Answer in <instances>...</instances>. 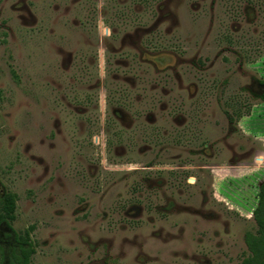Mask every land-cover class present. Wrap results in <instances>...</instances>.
<instances>
[{"label": "rangeland", "instance_id": "374dc122", "mask_svg": "<svg viewBox=\"0 0 264 264\" xmlns=\"http://www.w3.org/2000/svg\"><path fill=\"white\" fill-rule=\"evenodd\" d=\"M263 84L264 0H0V195L32 264H241Z\"/></svg>", "mask_w": 264, "mask_h": 264}, {"label": "trees", "instance_id": "16d2710c", "mask_svg": "<svg viewBox=\"0 0 264 264\" xmlns=\"http://www.w3.org/2000/svg\"><path fill=\"white\" fill-rule=\"evenodd\" d=\"M260 98L264 100V94ZM257 200L252 214L259 231L258 233L248 232L245 235V243L250 255L243 259L241 264H264V182L258 188ZM16 210L17 197L9 191H3L0 195V228L6 226L10 231L6 236L13 237L14 240L15 245L10 254L11 264H32L33 256L36 254V245L31 237L34 227L23 232L16 231L13 226ZM5 263V248L0 244V264Z\"/></svg>", "mask_w": 264, "mask_h": 264}, {"label": "flooded vegetation", "instance_id": "af4514ba", "mask_svg": "<svg viewBox=\"0 0 264 264\" xmlns=\"http://www.w3.org/2000/svg\"><path fill=\"white\" fill-rule=\"evenodd\" d=\"M263 86H264V84H263ZM264 94V93H263ZM262 95V94H261ZM261 95H259V96H261ZM260 98V97H259ZM261 99V98H260ZM264 101V100H263ZM231 119H232V121H231ZM229 120H230V123H234V119L232 118V117H229Z\"/></svg>", "mask_w": 264, "mask_h": 264}]
</instances>
